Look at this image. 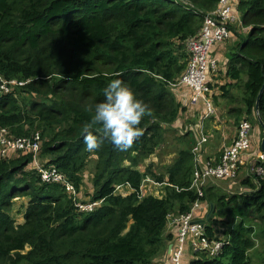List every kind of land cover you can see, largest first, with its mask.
<instances>
[{
  "label": "trees",
  "instance_id": "1",
  "mask_svg": "<svg viewBox=\"0 0 264 264\" xmlns=\"http://www.w3.org/2000/svg\"><path fill=\"white\" fill-rule=\"evenodd\" d=\"M218 1L0 0V74L25 82L0 95V127L13 137L39 135L44 164L74 185L77 200L87 195L85 203H98L91 211H80L62 184L41 182L35 169L28 168L31 153L0 155V264H153L164 251L169 216L187 212L196 200L195 191L187 189L191 145L182 141L184 147L163 172L146 160L185 108L175 100L171 84L189 62L185 40L196 36L204 14ZM237 7L241 26L249 31L243 35L240 26H230L239 40L232 61L242 55L245 65L232 76L247 78L244 114L236 123L252 117V130L260 129L261 139L264 90L258 105L256 101L264 83V0H239ZM116 78L133 89L152 115L143 118V135L127 151L105 141L88 152L83 125ZM91 162L90 179L84 180ZM146 175L173 186H164L161 198L138 199ZM119 185L134 192L115 194ZM241 185L247 190L233 194L206 187L203 200L208 211L212 206V213H205L207 235L225 236L230 243L219 257L193 254L189 264H251L248 252L256 241L264 264V177L249 174ZM19 196L28 205L20 212L23 222L15 224L11 210ZM237 215L248 219L235 224Z\"/></svg>",
  "mask_w": 264,
  "mask_h": 264
},
{
  "label": "built area",
  "instance_id": "2",
  "mask_svg": "<svg viewBox=\"0 0 264 264\" xmlns=\"http://www.w3.org/2000/svg\"><path fill=\"white\" fill-rule=\"evenodd\" d=\"M236 1L219 0L214 9L204 14L199 32L184 42L186 53L189 54L187 67L176 84H171L173 87L187 86L192 92L189 104L195 106L201 100L206 112L201 114L202 123L197 140L191 149L193 172L191 184L187 189L195 191L196 200L187 212L169 216L172 218L171 223L177 224L176 241L170 244L167 257L160 264H185L182 261V256L187 249L186 242L188 241L190 242L189 249L193 254H203L208 259L219 257L229 245V238L225 236L209 237L206 232L205 218L196 217L197 211L200 210L204 213L208 211V204L206 200H203L206 187H217L230 192L229 194L245 192L247 189H235L232 187V183H228L235 180L238 171L244 166H248L249 174L260 178L264 177V151L252 152L250 142L252 124L245 119L238 123L232 143L223 146L221 155L217 160H204L202 158L201 147L207 141L202 125L210 116L215 115L211 88L206 84L207 72L209 70L214 72L218 67L214 59L208 58V51L213 44L229 39L230 24L237 18L233 12ZM24 84L25 82L7 79L0 74V95L11 93L16 87ZM40 150L39 135L13 137L6 127H0V155L4 156L8 151L31 153L32 166H36L35 171L41 182L62 184L65 191L72 194L74 204L80 211H91L98 203H84L77 200L74 185L67 181L61 171L55 167L37 165ZM144 186L155 187L156 189L148 195L161 198L165 195L164 186L173 185L168 182H160L154 177L146 175L137 190L138 199L147 196H143ZM122 187L121 185L117 186L115 194L125 196L134 192V190L129 189V185L124 186L127 190ZM203 201H205L204 204H202Z\"/></svg>",
  "mask_w": 264,
  "mask_h": 264
},
{
  "label": "crops",
  "instance_id": "3",
  "mask_svg": "<svg viewBox=\"0 0 264 264\" xmlns=\"http://www.w3.org/2000/svg\"><path fill=\"white\" fill-rule=\"evenodd\" d=\"M238 2L239 0L235 2L233 8V12L237 18L232 24H230V26H240L239 28H237V31L241 32L243 35H246L249 31V28H243L240 24V12H238V7L236 8ZM238 41V35H235L233 33V30L232 32L230 30L229 39L213 44L208 51V58L214 59L217 62L218 67L214 72L209 70L207 72L206 78V84H208V86L211 88V99L215 109V115L210 116L207 121H205L202 125L203 131L207 136V141L201 147L202 158L204 160H217L219 158L223 146L230 145L235 136L236 128L234 130H229L228 128H225L226 125L224 124L228 122L230 117H232L236 121L238 117H242V115L244 114V111L241 112V107L238 106L239 101L237 100V102H234L236 100V96L238 95V92L235 90V88L237 87L239 80L232 76V72L237 68L245 66L244 62L241 60V58H243L242 55L239 56L240 59L238 61H232V59H234L233 54H235L234 51ZM246 80L247 78H245V82ZM245 82H243V84ZM243 84L239 86L241 87L240 95L243 94ZM171 91L173 93V96L175 97V100L180 101L185 108L180 113L178 119L172 124V126L169 127V130L164 134V136H167L168 134H173L176 137L177 135L178 137H180V148L184 147L182 141L186 140V142L191 145L192 149L195 144V141L197 140L199 128L202 123L201 114L205 113L206 110L201 100L198 101L195 106L189 104L191 98L190 94H192V92L187 86L179 85L174 87V89H172ZM222 104L224 105L222 106ZM221 108H223L224 111L227 113L226 118L221 115ZM256 129L255 131L253 130L250 140L253 153L262 150V138L260 139L259 134L256 132ZM183 136H185V139L181 140ZM214 140L217 142L216 145L213 142ZM153 158L158 160V156L156 154L153 155ZM248 169V166H244L240 169L239 175H241V179L245 178L246 176H249ZM241 179L239 182H237V188L246 190V188L241 185ZM166 181L167 180L165 179L163 182ZM235 183L236 182L232 183V187H234ZM196 213L197 218H205L206 212L204 213L203 211L199 210ZM176 233V223H174V226L172 224L167 226L165 230L166 239L164 251L156 258L153 264H160L165 260L168 254L170 244L175 243L176 241ZM192 257L193 253L189 248H187L182 256V261L185 264H189L192 260Z\"/></svg>",
  "mask_w": 264,
  "mask_h": 264
},
{
  "label": "clouds",
  "instance_id": "4",
  "mask_svg": "<svg viewBox=\"0 0 264 264\" xmlns=\"http://www.w3.org/2000/svg\"><path fill=\"white\" fill-rule=\"evenodd\" d=\"M90 111L91 118L82 128L88 152L99 150L105 141L119 151H127L143 135V118L152 115L148 105L119 78L110 80L103 90V100Z\"/></svg>",
  "mask_w": 264,
  "mask_h": 264
},
{
  "label": "rangeland",
  "instance_id": "5",
  "mask_svg": "<svg viewBox=\"0 0 264 264\" xmlns=\"http://www.w3.org/2000/svg\"><path fill=\"white\" fill-rule=\"evenodd\" d=\"M180 2H189V0H178ZM245 76L244 75H241L240 79H239V83L237 85V87L235 88V90L238 92V95L236 96V100L234 102H237V100L239 101L238 102V106L243 108V103L241 101V98H242V95L241 94V86L243 84V82H245ZM233 104V103H232ZM224 104H222L223 106ZM227 110V108H226ZM221 115L226 118L227 116V113L224 111L223 108H221ZM254 116L256 115L253 114ZM257 116V115H256ZM241 118V117H240ZM240 120V119H239ZM252 120V117H249V121L250 123L252 124L253 126V123L251 122ZM241 121V120H240ZM259 122V121H258ZM224 125H226L225 128H228L229 130H234L236 127H237V123L236 121L230 117L228 122L225 123ZM256 125V123H255ZM253 130L255 131V129L253 128ZM252 130V132H253ZM257 133L260 134V129H256ZM179 135V134H178ZM179 139L180 137H178L176 135V137L173 135V134H168L167 136H165V141L163 143H161L159 145V147L156 149L157 152H155V154L158 156V160L154 159L153 158V155L148 158L146 160V163L148 162H151L155 167V170L157 171V173H160V172H163L165 170V167L170 164V162L172 161V159L174 158V156L177 154V150L180 148V142H179ZM214 144L216 145V141L214 140L213 141ZM41 151V150H40ZM37 165L39 166H44V167H48L44 164V160L43 159H40L38 158V162H37ZM94 166V163L91 162L90 164H88L86 167H85V173H84V180H87V179H90V176H91V172H92V167ZM35 165L33 166H30L28 168H32V169H35ZM145 168L144 165H141L139 167V169L141 171H143V169ZM239 172V171H238ZM241 179V175H237V177L235 178V180L233 182H236L234 184V187L233 188H237V182H239ZM159 181V180H158ZM233 182H228V183H233ZM123 189L127 190L126 187H122ZM144 190L142 191L143 192V196L145 195H148L150 194L151 192H153L154 189H156L155 187L153 186H144L143 188ZM124 190V191H125ZM223 190V189H222ZM225 193H230V192H226ZM155 195V193H154ZM87 195H84L81 199L82 202H86L84 199H87L86 198ZM28 205V199L26 197H16L14 200H13V205H12V210H11V215L12 217L14 218L15 220V224H19V223H22L23 222V215L20 213L21 211H24V209L26 208V206ZM249 217L251 218V215H249ZM240 219H244V220H247L248 218L246 216H241V215H237V217L234 218V222L235 224L240 220ZM261 250L259 248V242L256 241V246L249 250L248 254L251 258V264H261L260 262V258L263 257V255L261 254Z\"/></svg>",
  "mask_w": 264,
  "mask_h": 264
},
{
  "label": "water",
  "instance_id": "6",
  "mask_svg": "<svg viewBox=\"0 0 264 264\" xmlns=\"http://www.w3.org/2000/svg\"><path fill=\"white\" fill-rule=\"evenodd\" d=\"M263 90H264V83H263V85H262V87H261V89H260V91L258 93V96H257V101H256L257 105H258V101L260 100V97H261V94H262ZM257 105H256V108H257ZM258 121H259L258 122L259 125L262 128L261 149L264 151V122L261 119H259ZM211 213H212V206L210 205V209L208 211V214H211Z\"/></svg>",
  "mask_w": 264,
  "mask_h": 264
}]
</instances>
